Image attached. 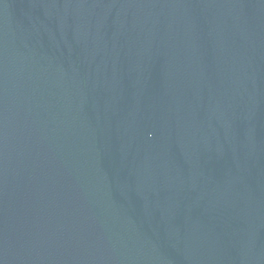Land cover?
I'll list each match as a JSON object with an SVG mask.
<instances>
[{
  "label": "water",
  "instance_id": "95a60500",
  "mask_svg": "<svg viewBox=\"0 0 264 264\" xmlns=\"http://www.w3.org/2000/svg\"><path fill=\"white\" fill-rule=\"evenodd\" d=\"M0 264H264V0H0Z\"/></svg>",
  "mask_w": 264,
  "mask_h": 264
}]
</instances>
